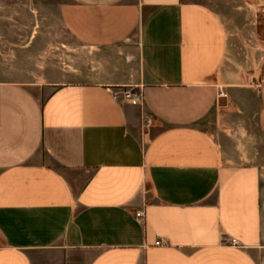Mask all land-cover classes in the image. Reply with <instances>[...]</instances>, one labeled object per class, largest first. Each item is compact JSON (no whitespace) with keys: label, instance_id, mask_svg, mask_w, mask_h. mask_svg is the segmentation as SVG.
Instances as JSON below:
<instances>
[{"label":"crops","instance_id":"crops-1","mask_svg":"<svg viewBox=\"0 0 264 264\" xmlns=\"http://www.w3.org/2000/svg\"><path fill=\"white\" fill-rule=\"evenodd\" d=\"M261 3L56 1L65 64L0 67V264H264V68L224 25Z\"/></svg>","mask_w":264,"mask_h":264},{"label":"rangeland","instance_id":"rangeland-1","mask_svg":"<svg viewBox=\"0 0 264 264\" xmlns=\"http://www.w3.org/2000/svg\"><path fill=\"white\" fill-rule=\"evenodd\" d=\"M56 1L0 0V67L23 66L35 71L65 64L74 40L57 17ZM240 7L239 14H224V25L233 47L254 48L261 53L263 69L264 3Z\"/></svg>","mask_w":264,"mask_h":264},{"label":"built area","instance_id":"built-area-1","mask_svg":"<svg viewBox=\"0 0 264 264\" xmlns=\"http://www.w3.org/2000/svg\"><path fill=\"white\" fill-rule=\"evenodd\" d=\"M112 94L116 100L119 98H122L123 100H126L130 102L132 105H141L142 102V95L140 91L136 90L135 88L128 87V88H117L116 90L112 91ZM219 95H223V92L221 91ZM136 218L141 222L144 220L143 213L142 212H136L135 213ZM165 240H161L158 242V244H165ZM229 243L234 246H239L238 240L235 238H231L229 240Z\"/></svg>","mask_w":264,"mask_h":264}]
</instances>
